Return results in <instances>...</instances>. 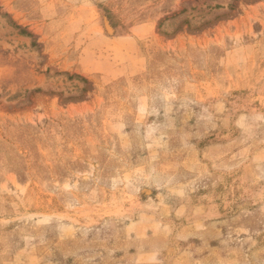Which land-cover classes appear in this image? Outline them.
<instances>
[{
	"label": "rangeland",
	"instance_id": "374dc122",
	"mask_svg": "<svg viewBox=\"0 0 264 264\" xmlns=\"http://www.w3.org/2000/svg\"><path fill=\"white\" fill-rule=\"evenodd\" d=\"M0 264H264V0H0Z\"/></svg>",
	"mask_w": 264,
	"mask_h": 264
}]
</instances>
